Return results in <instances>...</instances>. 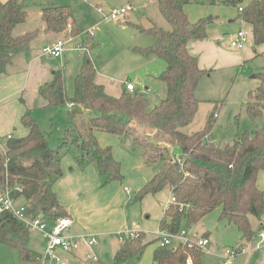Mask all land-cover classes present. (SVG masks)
I'll return each instance as SVG.
<instances>
[{
    "label": "trees",
    "instance_id": "obj_1",
    "mask_svg": "<svg viewBox=\"0 0 264 264\" xmlns=\"http://www.w3.org/2000/svg\"><path fill=\"white\" fill-rule=\"evenodd\" d=\"M157 4L170 30L155 24L148 29L136 26L140 32L151 35L153 43L147 48L133 49L164 62L165 68L158 80L165 86L166 97L155 108L147 111L144 95L136 90L129 92L124 87L118 97L106 94L103 86L95 83L96 71L87 54L73 78L71 96L66 92L62 70L53 72L52 80L39 89V95L45 101V108L71 105L68 111L71 122L63 131L64 143L71 133L76 134L73 140L78 151L75 164L81 169L87 164L94 165L103 184L121 182L123 177L121 164L113 158L112 148L100 146L95 131L131 138L142 150L144 163L159 166L136 193L137 201L162 191L176 199V204L170 203L163 210L159 230L176 234L220 210L219 220L235 226L241 235V246H244L253 241L249 218L260 221L264 215V192L257 186L258 173L264 171V122L253 134L244 133L232 145L222 148L208 140L217 117L216 106L200 131L191 134L182 131L192 123L200 103L195 96L198 82L210 73L199 68L197 58L189 52V44L208 38L207 27L216 18L209 15L191 22L184 12L190 0H157ZM222 4L236 8L240 25L251 27L250 34L246 31V47L251 39L255 47L264 45V0H248L244 4L243 0H224ZM239 8L243 9L241 14ZM40 17L48 33L67 32L68 26L70 38L82 33L71 20L67 7L42 8ZM26 20L27 10L23 3L18 0L0 2V75L6 72L15 56L30 48L37 37V31L13 35L14 29ZM87 44L89 46V42ZM254 53L259 56L256 51ZM260 56L264 59V52ZM254 77L259 79V86L248 94L245 111L250 118L264 117V66ZM90 112L93 116L85 119L84 114ZM21 125L27 134L9 140L5 153L0 156V188H7L16 201L21 200L29 218L41 216L43 220H55L67 217L52 189L62 176L61 150L50 147L31 111H25ZM140 129H151V139H145ZM171 148L173 150L169 152ZM144 237L143 233L127 236L115 251L113 264H136L148 245L160 242V238H156L144 243ZM29 238L27 225L10 213L0 214V244L18 253L16 264H39L40 255L29 248ZM201 253L182 245L173 248L157 245L152 253V264H202Z\"/></svg>",
    "mask_w": 264,
    "mask_h": 264
},
{
    "label": "rangeland",
    "instance_id": "obj_2",
    "mask_svg": "<svg viewBox=\"0 0 264 264\" xmlns=\"http://www.w3.org/2000/svg\"><path fill=\"white\" fill-rule=\"evenodd\" d=\"M26 6L27 12L34 13L43 6L51 4L58 6H67L70 9L74 22L81 26L82 33L70 38L67 32H63L62 38L69 39L66 50L65 62L67 68H64V78L66 92L69 96L73 93V76H68V71L72 67H78L81 63L83 52L85 51V43L89 42L88 57L95 69L96 83L103 86L106 94L112 97H118L126 82H130L136 88V91L142 93L147 102V111L155 108L161 100L166 97V89L164 84L158 80V76L165 68L164 62L152 55H142L134 52V48H147L152 45L153 37L146 32H140L136 26L146 27L147 18H151L157 22L156 26L168 27L167 22L161 16L157 0H18ZM222 7L226 10L228 17L224 19L220 16L215 21L219 22L218 26H223L224 29L230 28L229 20L234 21V25H240L239 15L236 8L222 4L224 0H218ZM248 0H243V4ZM192 3L187 6L205 7L209 5L216 6L219 4L217 0L212 3V0H191ZM98 8L101 10L98 11ZM125 9L126 14L118 17L117 20H106L105 16L113 10ZM210 15V14H209ZM208 15V16H209ZM213 16V15H211ZM206 17V16H205ZM36 20V19H35ZM33 18H30L27 26L30 30L37 27V23ZM165 23V24H164ZM153 24V23H152ZM25 26L23 29L28 28ZM170 30V26L169 29ZM230 31V30H229ZM227 31V32H229ZM66 33V34H65ZM15 35V31H14ZM248 35V34H247ZM33 44L42 43V39L33 40ZM87 44V43H86ZM258 54V53H257ZM259 56L238 67L214 69L208 75L203 76L198 82L195 96L198 99L199 106L193 118L192 123L183 128L182 131L186 134H191L200 131L206 122L207 116L214 110L217 117L214 120V125L208 134V140L220 148L232 145L242 134H253L263 126L264 117L250 118L246 111L245 105L248 101V94L259 86V79L254 77L262 72L264 59ZM68 57L70 59H68ZM60 61V60H59ZM70 61V62H69ZM62 62V60H61ZM69 64V65H68ZM79 68V67H78ZM256 70V71H254ZM140 84V85H139ZM93 116V113H85L84 118L88 119ZM35 120L39 129L45 133L48 138L49 145L52 149H60L62 153V162L66 166L68 159L72 158L75 162V157L78 154L76 145L73 140L76 134L70 135L64 143L63 131L71 122L66 108L52 107L45 110L36 111ZM151 129H140V133L145 139H151ZM99 131H95L97 143L102 147H114L118 138L110 134L102 133L101 141L98 140ZM4 136V135H3ZM18 138V137H15ZM14 138V139H15ZM6 141L0 143V156L5 153ZM136 155L139 154L140 148L134 146ZM173 149H169V152ZM178 152H175L177 154ZM113 154V153H112ZM114 158V157H113ZM115 159V158H114ZM116 160V159H115ZM117 161V160H116ZM119 162V161H118ZM120 163V162H119ZM143 166L141 171L157 172V165L145 164L144 159L140 161ZM121 164V163H120ZM122 181L103 184L98 177L100 188L107 192L108 198L117 203L113 214L116 216V222H122V212L124 209L127 213H131L132 217L126 221V226H117V223L111 222V228L108 229L106 236L100 237L95 248V256L104 264H113L112 255L119 243L120 239L123 242L128 232L143 233L144 243L153 242L157 237L156 233L159 230V221L162 217L163 208L166 201H170V195L167 191H162L153 196H146L141 201L136 200V193L139 189L137 176L129 167L123 174L121 166ZM98 175V173H97ZM131 180V181H130ZM147 182V181H146ZM144 186V185H142ZM142 188V187H141ZM16 204H21V200L16 201ZM123 207V208H122ZM125 210V211H126ZM112 213V212H111ZM252 230L253 239L256 240L260 234L264 232V224L261 226L259 220L254 217L249 218ZM122 226V225H121ZM197 230H209L213 233H222L226 225L218 222V211L210 213L199 225ZM194 227V226H193ZM192 227V228H193ZM226 230L224 238L218 239V248L221 253L230 245L234 239V227ZM195 230V227L193 228ZM190 229V230H193ZM232 231V232H231ZM68 230L66 231V233ZM42 241L40 234L35 230H30L29 248L36 253H42ZM161 242L151 243L148 245L139 262L136 264H152V253L160 245ZM174 242L170 248H173ZM247 250V249H246ZM243 255H238L232 259L229 264L237 261L240 262ZM18 261V253L4 245L0 244V264H16ZM202 264H222V260L209 255L206 250L201 253Z\"/></svg>",
    "mask_w": 264,
    "mask_h": 264
},
{
    "label": "crops",
    "instance_id": "obj_3",
    "mask_svg": "<svg viewBox=\"0 0 264 264\" xmlns=\"http://www.w3.org/2000/svg\"><path fill=\"white\" fill-rule=\"evenodd\" d=\"M5 1L6 0H0V2ZM217 2L219 4H217L216 6L209 4L205 7L186 5L184 7V12L185 14H187L191 22H195L200 18L208 16L209 14L217 17V19L221 16L224 21V19H227L226 17H228L227 12L222 7V5H220L221 3L218 0ZM190 3H192L191 0ZM49 6L58 5L51 4L48 6H43L38 11L31 14L27 12L26 22L24 24L18 25L14 29L15 35L13 31V35L15 37L30 33L32 31H37L38 34L34 40L36 41L38 39H42L43 42L36 45L31 42L30 48L27 51H24L15 56L6 72L0 75L1 136L12 135L13 138H21L27 134V130L21 125V117L26 110H29L31 111V115L36 118V111L47 109L45 108L44 99L39 95V89L52 80L53 72L57 70L63 71L64 68H67L65 57L66 53L71 52L68 50V48L62 54V56L58 58H53L43 54V50L46 47L54 45L57 40L62 38V34H52L46 32L45 30V25L40 17V10ZM30 18H33L34 20L36 19L35 22L37 23V27L33 30H30V26H27ZM71 20L74 22L72 14ZM152 23L155 25L158 24L148 17L147 24L144 29H148ZM228 23L230 24V28L224 29L222 25L221 27L218 26L219 22L214 21L207 27L208 38L204 40L192 41L189 44V52L191 55L197 58L198 66L200 69H205L212 72V70L214 69L238 67L250 61L251 59L258 57L255 55L254 51H256V53L258 54L264 52V45L255 47L253 46L252 39L248 46L241 51L231 49L229 46V41L234 36L235 31L240 27V25H234V21L232 20H229ZM74 24L76 26H79L75 22ZM25 26H27L28 28L23 29ZM79 27L81 28V26ZM243 27L245 31L250 34L251 27L249 25H243ZM159 28L167 31V29H169V25L166 28H164L163 26H159ZM86 43L81 63L78 66L79 68L76 66L70 68L67 74L69 77L72 75H74L73 78L75 77V75L81 68L84 55H88L89 46H87L88 44ZM68 59L70 58L68 57ZM63 107L66 108L68 113L69 106ZM102 133L104 132H100L97 135L99 141H101L99 137L101 135L99 134ZM118 138L120 139H118L117 141H113V143L115 142L114 147H112L113 157L121 163L123 174H125V170L127 171L129 167H131L136 176L138 173L137 182L135 183H138L137 189H140L142 185L146 183V181L153 177V175L156 173V170L154 172L150 170L141 171V168L143 167L140 163L141 158H143L142 150L139 149L140 152L138 155H136V153H134L136 152L134 148L135 144L133 143L131 138L124 136ZM66 164L67 165L65 166L61 160L62 176L53 184L52 189L56 194L59 203L66 210L68 217L72 219V224L68 229L67 235L72 237L92 235L97 238L98 244V240L100 237L106 236L108 233H110L108 232V229L111 228V222H113V224L117 223V218H115L116 216L113 214V211L116 209L117 203L120 202V199L118 200V202H114V200L108 198L106 191L104 194L103 190H101L100 188V183L98 182L97 177V170L94 165L87 164L84 168L81 169L75 164L74 159L72 158L68 159ZM157 167L159 166L157 165ZM257 186L264 192V171H260L258 173ZM168 203L169 202L166 201V205L163 209L168 206ZM125 210L126 209H124V211L122 212V222L121 220H119L117 226H126V221L129 217H132L131 213L128 214L127 210ZM215 211H218V222L220 223V225H226V228L224 227V231L222 233H219V229L216 233H213L209 230H197L196 227L198 228L197 225H199L200 223L194 226L195 230L193 229V226V228H188V231L194 232L209 239L210 244L207 247L206 252L209 255H212L214 258L221 259L223 264L222 257L226 249H240L241 247L244 250L245 255L240 262L235 261L232 264H264V239L260 237L256 240L253 239L251 243L244 244V246H228L221 253L220 249L218 248V239L224 238L226 230L231 229L229 227L230 225L234 227V239L230 243V245H233L234 243V245H238L239 243L241 244V235L233 224H229L225 220H219L220 210ZM259 223L261 226L264 224V215ZM97 244L92 248L91 252H95ZM120 245L121 242L119 241L114 250V253ZM86 253L89 252L84 246L81 247L79 251H72L71 253L67 254L60 253L62 257V261L60 264H90V262H88L85 258ZM38 254L40 255L41 253Z\"/></svg>",
    "mask_w": 264,
    "mask_h": 264
},
{
    "label": "built area",
    "instance_id": "obj_4",
    "mask_svg": "<svg viewBox=\"0 0 264 264\" xmlns=\"http://www.w3.org/2000/svg\"><path fill=\"white\" fill-rule=\"evenodd\" d=\"M98 11L101 10L98 8ZM239 14L243 12L242 8L238 9ZM126 14L125 9L113 10L108 15L105 16L106 20H117L118 17H122ZM70 30V26L67 27ZM66 38V37H65ZM61 38L56 41L52 46H48L43 50V54L58 58L66 50V45L69 39ZM248 43L247 32L243 29V24L240 25L239 30L235 36L230 41V46L237 49L243 50ZM124 87L127 91H135V86L130 82H126ZM69 108L71 105H68ZM217 115H215L216 117ZM13 139L12 135H0V143L3 141L8 142ZM178 160V163H181V159L178 158V155L175 156ZM6 167V163H5ZM176 204V199L170 197L168 204ZM25 207L23 205H17L16 200L10 195V192L7 188H0V214L10 213L18 221L27 225L30 230H35L38 232L43 240V252L39 257V264H60L62 261L61 254L71 253L72 251H79L81 247L87 248L89 253L85 254V258L88 262L93 263L98 261L93 252L92 248L97 244V238L92 235L72 237L67 235L66 231L72 224V219L70 217L58 218L55 220H43L41 216L36 218H29L25 214ZM138 232H128L126 233L129 237L137 236ZM157 237L160 238L161 246H172L175 242L177 247L182 245L188 249H198L200 251L206 250L210 244L208 238L200 236L194 232L188 231L186 228H182L178 233L171 234L161 230H158L156 233ZM260 238L264 239V233L260 234ZM121 242V239H120ZM122 243V242H121ZM244 250L228 248L224 251L223 254V264H229V262L243 253Z\"/></svg>",
    "mask_w": 264,
    "mask_h": 264
}]
</instances>
